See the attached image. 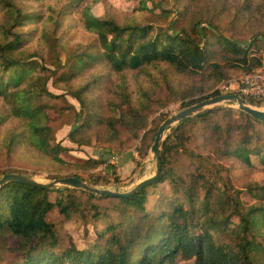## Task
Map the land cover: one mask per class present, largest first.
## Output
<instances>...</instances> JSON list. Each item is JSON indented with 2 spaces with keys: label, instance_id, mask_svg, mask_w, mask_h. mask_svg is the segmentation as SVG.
<instances>
[{
  "label": "trees",
  "instance_id": "trees-1",
  "mask_svg": "<svg viewBox=\"0 0 264 264\" xmlns=\"http://www.w3.org/2000/svg\"><path fill=\"white\" fill-rule=\"evenodd\" d=\"M92 1L0 0V153L97 167L107 161L62 158L71 149L55 141L49 108L71 116L67 139L78 147L96 140L116 149L124 133L136 138L145 127L152 95L144 77L186 80L180 88L168 83L185 108L218 95L203 92L228 70L249 73L264 64L256 38L231 39L211 19L188 15L201 0H167L169 8L134 0L137 7L120 17L94 15ZM76 10L93 37L70 45L61 25L77 20L70 17ZM256 11L264 20L263 2ZM48 83L64 93H52ZM60 97L66 106L48 104ZM160 159L159 177L127 195L0 185V264H264V179L237 183L244 169L264 172V120L224 104L206 108L169 128ZM70 175L109 183L105 175ZM51 212L58 222L48 220ZM71 219L92 229L85 248L64 232Z\"/></svg>",
  "mask_w": 264,
  "mask_h": 264
},
{
  "label": "rangeland",
  "instance_id": "rangeland-1",
  "mask_svg": "<svg viewBox=\"0 0 264 264\" xmlns=\"http://www.w3.org/2000/svg\"><path fill=\"white\" fill-rule=\"evenodd\" d=\"M164 6L169 8L167 0H162ZM243 0H201L196 4L189 6V14H195L198 17H207L211 19L219 29V32L225 36L239 40L243 43L249 42L252 37L256 38L258 46V54L263 58L264 61V20L261 18L256 11L260 2L264 4V0H250L249 7L244 8L242 6ZM137 7V1L134 0H94L90 11L94 15H111L120 17L124 12H128ZM157 11V10H156ZM81 11L76 10L70 17H74L75 21L72 23H64L61 25L63 34L70 45L75 42L87 43L92 39V34L87 32L80 22ZM187 15V16H188ZM70 24H72L70 26ZM33 49L36 48L37 38L32 41ZM39 48V47H38ZM39 52H41L39 50ZM264 71V64L255 69V71ZM254 71V72H255ZM251 73V72H249ZM240 69L228 70L227 76L218 82L211 84V88H207L203 94L218 90L222 85L232 84V87H236L240 84L242 76L248 75ZM187 81L183 80L175 75H171V79L161 74H152L150 77H144L143 83L146 90L152 95L150 109L145 110L146 120L145 127L139 130V136L133 138L128 133L122 136L121 141L116 149H110L105 142H98L93 140L90 145H84L78 147L74 143L67 139V133L70 129L68 122L71 116L62 115L59 116L57 110H48L49 116L54 119L55 141L60 142L62 145L69 147L71 150L68 154H62V158L66 162L77 163L79 161H86L88 159H99L104 158L107 155H112L105 159L107 163H101L97 167H83L81 169L67 166L62 163H52L48 159L34 156L33 154L26 155L21 152L14 154L0 153V173L2 171H17L20 174H24L35 178L39 181H49L57 177L69 176L73 173H78L85 177L88 174L94 175H105L108 178V184L94 185L99 188H107L116 191H127L131 189L139 181L151 176L155 171V158L150 147L153 144L156 131L158 127L164 122V119L168 118L173 113H176L183 107H180V100L171 94L169 86L176 88L182 87ZM227 83V84H226ZM48 89L54 94H63L64 92L60 89L54 88L51 83H48ZM64 98L68 102L74 103L78 107V103L69 95L64 94ZM64 98L51 99L48 104L53 105L55 108L59 106H66L63 102ZM247 99H245L246 101ZM247 102V101H246ZM228 107H234L238 109L235 104L223 102ZM249 105L264 108V103L261 106L249 103ZM201 126V124L199 125ZM191 130H196V125H190ZM169 131V130H168ZM167 131V132H168ZM166 132V134H167ZM111 163L114 167L115 175L118 177V181H113V172L111 169H105V166ZM239 172L241 170H238ZM244 174L241 179L237 180V183H242L246 179L253 177L257 180L264 179L263 171H255L254 173L244 169ZM1 177V175H0ZM62 189V188H61ZM153 196H151L152 198ZM107 199H95L96 203H99L101 207L110 205ZM152 202V201H151ZM151 202L148 203L149 208ZM49 221L60 220V215L56 212H51L48 217ZM64 232L72 236L75 244L79 248H85L88 242L92 241L91 234L92 229L88 224H83L80 219H71L64 223ZM89 234V235H88ZM90 244V243H89ZM6 250H3V253ZM0 254L2 252L0 251ZM5 254V258H7ZM9 256V254H8ZM177 264H184L183 261H178Z\"/></svg>",
  "mask_w": 264,
  "mask_h": 264
},
{
  "label": "water",
  "instance_id": "water-1",
  "mask_svg": "<svg viewBox=\"0 0 264 264\" xmlns=\"http://www.w3.org/2000/svg\"><path fill=\"white\" fill-rule=\"evenodd\" d=\"M223 102H229L231 104H235L237 108L241 111H244L251 115L254 119L257 120H264V108H257L254 106L249 105L245 99H243L238 94H218L212 97H208L202 99L201 101L191 104L185 108L180 109L176 113L170 115L157 129L156 135L153 141V144L150 147V151L154 155L155 158V171L154 174L139 181L135 184L131 189L127 191H116L110 190L107 188H99L93 185L86 183L85 181L81 180L80 178L70 175L64 177H57L51 179L49 181H39L35 178L30 176L20 174V173H5L0 177V185L14 181L20 183H26L29 185L46 188V189H61L64 187L76 188V189H84L86 191L93 192L98 195H127L132 193L146 185L151 184L154 180H156L161 172V159H160V149L163 143V140L166 137V132L169 130L170 127L177 124L184 118L191 117L206 108L213 107L215 105H219ZM112 157V155H107L104 159Z\"/></svg>",
  "mask_w": 264,
  "mask_h": 264
},
{
  "label": "built area",
  "instance_id": "built-area-1",
  "mask_svg": "<svg viewBox=\"0 0 264 264\" xmlns=\"http://www.w3.org/2000/svg\"><path fill=\"white\" fill-rule=\"evenodd\" d=\"M228 84L218 88L219 94L234 93L240 95L243 99L264 103V71L258 70L248 75H243L240 84L236 87H232L231 83Z\"/></svg>",
  "mask_w": 264,
  "mask_h": 264
}]
</instances>
